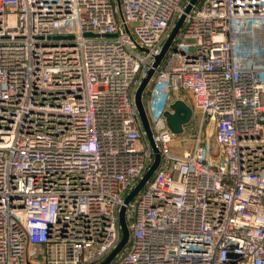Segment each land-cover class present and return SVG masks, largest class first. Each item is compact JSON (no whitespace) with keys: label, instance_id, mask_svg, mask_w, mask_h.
Wrapping results in <instances>:
<instances>
[{"label":"built area","instance_id":"built-area-1","mask_svg":"<svg viewBox=\"0 0 264 264\" xmlns=\"http://www.w3.org/2000/svg\"><path fill=\"white\" fill-rule=\"evenodd\" d=\"M190 2L0 0V264L117 246L155 158L137 90L183 14L143 96L160 164L109 264H264V0ZM177 99L201 113L182 152Z\"/></svg>","mask_w":264,"mask_h":264},{"label":"water","instance_id":"water-1","mask_svg":"<svg viewBox=\"0 0 264 264\" xmlns=\"http://www.w3.org/2000/svg\"><path fill=\"white\" fill-rule=\"evenodd\" d=\"M197 1L198 0H191V2L189 3V5L186 8V11H189L191 9L192 5L195 4ZM184 17H185V15L183 14L178 19L175 26L172 28L169 36L167 37V39L165 40V42L161 48V51L156 55L155 61L152 65V67L148 70L147 75L143 78V80H142V82H141V84L137 90L136 103H137V106L139 109V113H140L142 123H143L144 128L147 132V136L152 143L155 158H154V161H153L152 165L150 166V168L144 174L143 178L139 181V183L136 185V187L127 195V197L125 198L124 204L122 205V207L120 209L119 218H120V225H121V229H122L121 240L119 241L117 246L107 255V257L102 262H100L99 264H109L121 252V250L127 244L128 239H129V235H130V231H129L127 221H126V217H125L126 204L143 188L145 183L152 177V175L154 174V172L156 171V169L158 168V166L160 164L161 155H160L158 146L153 141V134H152L150 122H149V119H148V116H147V113L145 110V106H144V102H143V96H144V92H145V90H146V88H147V86H148V84H149V82H150V80L154 74L155 68L159 65V63L163 59L164 55L166 54L167 50L169 49V47L173 43L174 38L178 34L179 29L183 24ZM69 37H72V35ZM170 107H171L172 111L168 112V125L175 134L182 133L184 130V124L190 120V117L192 115V109L184 100H181V99L175 100L171 104ZM180 107H182L185 110V116L184 117L178 114V109Z\"/></svg>","mask_w":264,"mask_h":264},{"label":"rangeland","instance_id":"rangeland-1","mask_svg":"<svg viewBox=\"0 0 264 264\" xmlns=\"http://www.w3.org/2000/svg\"><path fill=\"white\" fill-rule=\"evenodd\" d=\"M178 95L183 96L185 99L189 100V95L185 92L183 93H179ZM187 102V101H186ZM187 104L190 106V108L192 109V115L190 117V121H188L187 123H185L186 128L185 130H183L182 133H179L176 135L174 141H173V148L178 151V152H182L186 149H190L193 145V139L195 137V134L197 133V129H198V123L195 120L196 118L198 119V117L201 116V113L197 110H194L190 103L187 102ZM178 114L181 116H185V110L180 107L178 109ZM212 121H209L207 123V133L206 135L212 137L213 136V128H212ZM214 147V143H212Z\"/></svg>","mask_w":264,"mask_h":264},{"label":"crops","instance_id":"crops-1","mask_svg":"<svg viewBox=\"0 0 264 264\" xmlns=\"http://www.w3.org/2000/svg\"><path fill=\"white\" fill-rule=\"evenodd\" d=\"M185 125V124H184Z\"/></svg>","mask_w":264,"mask_h":264}]
</instances>
